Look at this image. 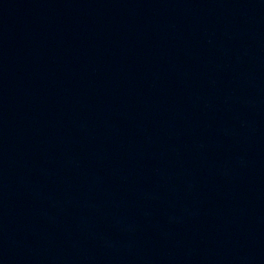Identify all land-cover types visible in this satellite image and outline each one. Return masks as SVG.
Listing matches in <instances>:
<instances>
[{"label": "water", "instance_id": "95a60500", "mask_svg": "<svg viewBox=\"0 0 264 264\" xmlns=\"http://www.w3.org/2000/svg\"><path fill=\"white\" fill-rule=\"evenodd\" d=\"M0 264H264V0H0Z\"/></svg>", "mask_w": 264, "mask_h": 264}]
</instances>
